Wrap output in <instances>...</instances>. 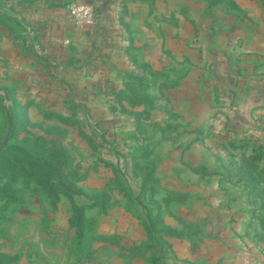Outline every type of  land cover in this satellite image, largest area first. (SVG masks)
I'll return each mask as SVG.
<instances>
[{
  "label": "rangeland",
  "instance_id": "1",
  "mask_svg": "<svg viewBox=\"0 0 264 264\" xmlns=\"http://www.w3.org/2000/svg\"><path fill=\"white\" fill-rule=\"evenodd\" d=\"M119 8L71 76L5 55L0 264H264V0Z\"/></svg>",
  "mask_w": 264,
  "mask_h": 264
},
{
  "label": "crops",
  "instance_id": "2",
  "mask_svg": "<svg viewBox=\"0 0 264 264\" xmlns=\"http://www.w3.org/2000/svg\"><path fill=\"white\" fill-rule=\"evenodd\" d=\"M131 1L135 0H0V69L8 59L5 55L12 51L15 70L26 64L30 70L40 67L41 76L57 79L60 73L73 75L72 64L84 53L91 37L117 17L120 6ZM4 3L11 5V14L3 11ZM72 3L98 6L102 13H97L91 26L79 24L69 12Z\"/></svg>",
  "mask_w": 264,
  "mask_h": 264
},
{
  "label": "built area",
  "instance_id": "3",
  "mask_svg": "<svg viewBox=\"0 0 264 264\" xmlns=\"http://www.w3.org/2000/svg\"><path fill=\"white\" fill-rule=\"evenodd\" d=\"M69 12L76 22L86 26L93 25L97 15L95 6L83 3L70 4Z\"/></svg>",
  "mask_w": 264,
  "mask_h": 264
},
{
  "label": "trees",
  "instance_id": "4",
  "mask_svg": "<svg viewBox=\"0 0 264 264\" xmlns=\"http://www.w3.org/2000/svg\"><path fill=\"white\" fill-rule=\"evenodd\" d=\"M96 11H97V13H102V9L100 8V7H98V6H96ZM171 235H174V233L173 232H171ZM82 236V231L80 232V237Z\"/></svg>",
  "mask_w": 264,
  "mask_h": 264
},
{
  "label": "water",
  "instance_id": "5",
  "mask_svg": "<svg viewBox=\"0 0 264 264\" xmlns=\"http://www.w3.org/2000/svg\"><path fill=\"white\" fill-rule=\"evenodd\" d=\"M9 132H10V127H9V129H8V131H7V133H6V136H5L4 140H3V143L6 142V140H7V138H8V135H9ZM3 143H2V144H3Z\"/></svg>",
  "mask_w": 264,
  "mask_h": 264
}]
</instances>
